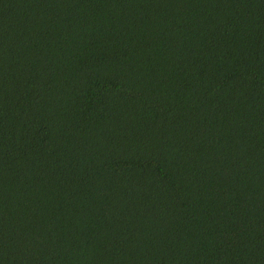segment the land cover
<instances>
[{
	"label": "trees",
	"instance_id": "1",
	"mask_svg": "<svg viewBox=\"0 0 264 264\" xmlns=\"http://www.w3.org/2000/svg\"><path fill=\"white\" fill-rule=\"evenodd\" d=\"M0 264H264V0H0Z\"/></svg>",
	"mask_w": 264,
	"mask_h": 264
}]
</instances>
